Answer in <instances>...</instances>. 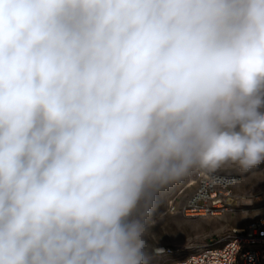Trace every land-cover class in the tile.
I'll return each mask as SVG.
<instances>
[{"label": "clouds", "instance_id": "9594fccd", "mask_svg": "<svg viewBox=\"0 0 264 264\" xmlns=\"http://www.w3.org/2000/svg\"><path fill=\"white\" fill-rule=\"evenodd\" d=\"M264 162V0H0V264H147L198 165Z\"/></svg>", "mask_w": 264, "mask_h": 264}, {"label": "rangeland", "instance_id": "374dc122", "mask_svg": "<svg viewBox=\"0 0 264 264\" xmlns=\"http://www.w3.org/2000/svg\"><path fill=\"white\" fill-rule=\"evenodd\" d=\"M195 166L157 192L155 203L145 217L147 264L169 263L167 256L155 253L157 246H190L208 239L216 240L231 228L242 226L264 212V162L242 169L238 162L229 161L218 168L235 179L230 187L229 203L213 214L193 212L190 208L196 188L186 185L192 180Z\"/></svg>", "mask_w": 264, "mask_h": 264}, {"label": "built area", "instance_id": "2783aa9c", "mask_svg": "<svg viewBox=\"0 0 264 264\" xmlns=\"http://www.w3.org/2000/svg\"><path fill=\"white\" fill-rule=\"evenodd\" d=\"M234 179L218 169L196 165L192 180L186 185L196 188L190 200L191 210L202 214L219 212L232 197ZM155 253L167 256L168 264H264V212L216 240L190 246L160 245Z\"/></svg>", "mask_w": 264, "mask_h": 264}, {"label": "bare ground", "instance_id": "6f19581e", "mask_svg": "<svg viewBox=\"0 0 264 264\" xmlns=\"http://www.w3.org/2000/svg\"><path fill=\"white\" fill-rule=\"evenodd\" d=\"M213 214V213H212Z\"/></svg>", "mask_w": 264, "mask_h": 264}]
</instances>
